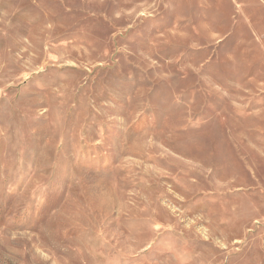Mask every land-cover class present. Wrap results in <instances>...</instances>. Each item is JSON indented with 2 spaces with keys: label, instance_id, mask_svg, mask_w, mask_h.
I'll list each match as a JSON object with an SVG mask.
<instances>
[{
  "label": "rangeland",
  "instance_id": "374dc122",
  "mask_svg": "<svg viewBox=\"0 0 264 264\" xmlns=\"http://www.w3.org/2000/svg\"><path fill=\"white\" fill-rule=\"evenodd\" d=\"M0 264H264V0H0Z\"/></svg>",
  "mask_w": 264,
  "mask_h": 264
}]
</instances>
